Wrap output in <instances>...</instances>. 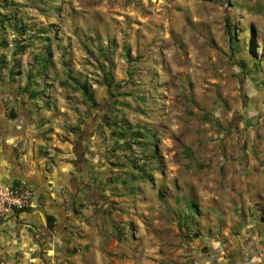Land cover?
Here are the masks:
<instances>
[{
	"label": "rangeland",
	"instance_id": "1",
	"mask_svg": "<svg viewBox=\"0 0 264 264\" xmlns=\"http://www.w3.org/2000/svg\"><path fill=\"white\" fill-rule=\"evenodd\" d=\"M2 2L7 68L61 139L95 126L104 158L91 199L106 210L74 226L85 243L61 264H192L229 209L231 229L261 230V198L245 182L264 177V0ZM139 130L155 135L153 162L130 138Z\"/></svg>",
	"mask_w": 264,
	"mask_h": 264
},
{
	"label": "crops",
	"instance_id": "2",
	"mask_svg": "<svg viewBox=\"0 0 264 264\" xmlns=\"http://www.w3.org/2000/svg\"><path fill=\"white\" fill-rule=\"evenodd\" d=\"M6 11L0 0V37ZM4 53L0 43V183L33 185L39 197L35 208L0 215V264H61L69 247L76 241L85 243L72 236L74 226L94 210H106L103 201L91 199L104 190L97 186L104 158L99 145L91 144L96 138L95 126L83 124L75 138L59 137L63 130L49 122L48 112L33 97L36 93L25 89L17 72L7 68ZM250 173L245 183L261 198V204H255L262 208L261 230L231 229L230 217L237 220L238 216L229 209L223 234H212L206 241L211 243L208 251L191 252L192 264H264V195L259 190L264 191V177L258 180ZM229 179L235 180L231 174Z\"/></svg>",
	"mask_w": 264,
	"mask_h": 264
},
{
	"label": "built area",
	"instance_id": "3",
	"mask_svg": "<svg viewBox=\"0 0 264 264\" xmlns=\"http://www.w3.org/2000/svg\"><path fill=\"white\" fill-rule=\"evenodd\" d=\"M39 192L24 182L0 183V215L9 216L15 211L38 206Z\"/></svg>",
	"mask_w": 264,
	"mask_h": 264
},
{
	"label": "trees",
	"instance_id": "4",
	"mask_svg": "<svg viewBox=\"0 0 264 264\" xmlns=\"http://www.w3.org/2000/svg\"><path fill=\"white\" fill-rule=\"evenodd\" d=\"M3 23V21H2ZM79 85V89L81 90L83 96L86 98V100L91 104L94 105L95 101L93 99V96L90 92V84L88 82H82ZM107 87L109 89H111V83L109 82L107 84ZM117 89V88H116ZM113 96H115V94H112ZM108 124H110L109 122H107ZM125 132H121L120 134H118L119 138H125ZM130 138L132 140V142L136 143L138 146L141 147L142 151H144V154L142 155L144 158L145 162H153L156 160L157 156H156V149H155V145H156V139H155V135L154 134H148L143 132L142 130L139 131H135L132 132L130 134ZM151 145H153V147H151ZM130 169L134 170L137 172V176L140 177V179L142 181H145L146 179L150 178L152 175V169L151 168H145L143 165L141 164H137L136 160H133L132 162V166L130 167ZM195 235H198L197 233H195Z\"/></svg>",
	"mask_w": 264,
	"mask_h": 264
}]
</instances>
